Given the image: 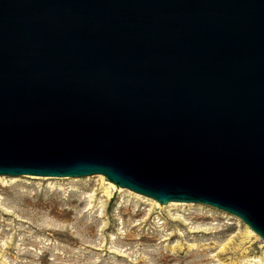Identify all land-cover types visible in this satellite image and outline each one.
<instances>
[{"label":"water","instance_id":"obj_1","mask_svg":"<svg viewBox=\"0 0 264 264\" xmlns=\"http://www.w3.org/2000/svg\"><path fill=\"white\" fill-rule=\"evenodd\" d=\"M93 174L264 239V0H0V175Z\"/></svg>","mask_w":264,"mask_h":264},{"label":"rangeland","instance_id":"obj_2","mask_svg":"<svg viewBox=\"0 0 264 264\" xmlns=\"http://www.w3.org/2000/svg\"><path fill=\"white\" fill-rule=\"evenodd\" d=\"M98 175H0V264H264V239L237 216L116 184L106 198Z\"/></svg>","mask_w":264,"mask_h":264},{"label":"bare ground","instance_id":"obj_3","mask_svg":"<svg viewBox=\"0 0 264 264\" xmlns=\"http://www.w3.org/2000/svg\"><path fill=\"white\" fill-rule=\"evenodd\" d=\"M99 177H100V179H101V181H103V185H102V189H101V192H103V194H104V196L106 197V198H109L110 197V195H111V189L112 188H116V186L114 185L115 183H113L112 181H108V179L106 180L105 178H104V175H101V174H99L98 175ZM30 177H32L31 175H30ZM40 177H49V176H40ZM12 178H17V176H13ZM35 178H37V176H35ZM119 186V185H118ZM121 187V186H120ZM122 190V189H121ZM129 190V189H128ZM130 191V190H129ZM132 193V192H131ZM133 194H135L136 196H140V193H137V192H133ZM151 199V198H150ZM151 201H153V203L155 204V205H157V206H159V207H170V206H172V205H193L192 203H179V202H176V201H169V202H167V203H160V202H158V201H156L155 199H151ZM181 202H183V201H181ZM248 230V233H252V234H254L255 236H257V234L253 231V230H251L250 228H248L247 229Z\"/></svg>","mask_w":264,"mask_h":264}]
</instances>
